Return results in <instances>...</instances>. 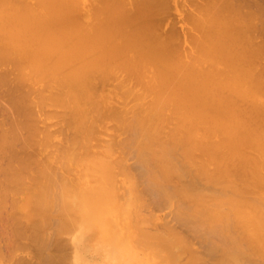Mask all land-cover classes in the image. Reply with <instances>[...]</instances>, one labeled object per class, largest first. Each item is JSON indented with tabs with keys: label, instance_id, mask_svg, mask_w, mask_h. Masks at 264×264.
Listing matches in <instances>:
<instances>
[{
	"label": "bare ground",
	"instance_id": "6f19581e",
	"mask_svg": "<svg viewBox=\"0 0 264 264\" xmlns=\"http://www.w3.org/2000/svg\"><path fill=\"white\" fill-rule=\"evenodd\" d=\"M169 2L0 0V82L10 85L2 83V91L16 92L5 99L9 120L0 122L9 124L0 129V205L21 194L7 199L20 214L7 226L29 239L37 264H78L67 248L59 257L46 252L67 244L62 233L75 219L78 227L96 221L101 237L141 253L125 260L201 264L208 256L213 264H264V0H175L191 26L190 51L181 48ZM163 12L173 15L167 32H160ZM106 84L109 91L99 89ZM48 100L64 108L66 135L59 123L50 132L37 124L48 116ZM54 110L46 112L59 116ZM108 118L107 128L126 136L114 141L110 134L113 140L98 138L107 142L97 145L94 133ZM55 131L67 138L57 142L61 148L50 141ZM53 142L58 154H42ZM116 147L132 153V168L159 203L187 200L175 203V218L204 241V255L171 227L143 228L152 220L140 216L136 180Z\"/></svg>",
	"mask_w": 264,
	"mask_h": 264
},
{
	"label": "rangeland",
	"instance_id": "374dc122",
	"mask_svg": "<svg viewBox=\"0 0 264 264\" xmlns=\"http://www.w3.org/2000/svg\"><path fill=\"white\" fill-rule=\"evenodd\" d=\"M169 1H170L169 2L170 3L169 6H171V4H172V7H171V9L169 7L167 10H169L172 13H174L175 15L177 14L176 16L174 15V17H176V18L178 17L179 19H181L179 16H183V15H180L179 12H182L181 10H183L184 8L182 6H180V5H174L175 4V2H174L175 0H172V2H171V0H169ZM174 6L175 7L177 6L176 8L178 10L181 8L179 10V12H177L175 10L176 8ZM83 11H85V12H83ZM80 12H82L83 18L85 20L89 18L87 16V9L86 8H82L80 10ZM170 12H168L169 13L168 15H167V12L166 13L163 12L160 15H158L159 18H160V16L162 14H163L162 16H164L165 14L167 15V16L165 15L167 17V18H165L166 21H165V19H163L164 17L161 16V18H160V19H163V22L161 24V30H160V32H165L166 30L168 31L169 26L171 25V27H172V25L175 24L177 27H179V32H181L180 33L181 36L183 35V37L180 36V39L182 41L181 40L179 41V42H182V44L179 43V45L181 44V48H183V46H185L184 49L188 46L189 49L187 48V51H190L192 48L189 46V43L188 42L191 41L190 40L191 38L189 39V36L190 35H188L189 33H187V31H186V30H188L187 26L189 27V30H191L190 24L188 22H186V20L185 21L183 20V22H182V19L181 20L178 19L179 20L178 21L176 18L175 19L173 18L174 23L173 24L170 23L168 25V21L169 20H170V22H172L171 19H172V16H173V15H170ZM263 13H264V11H263ZM261 14H262V12H261ZM256 16H258V14ZM259 18L257 17V19H259ZM160 19H159V22H160ZM183 19H185V18H183ZM184 22H185V25L186 26L183 25ZM263 25H264V22H263ZM183 26H184V28L185 27L187 28V29H185V32L187 33L188 38L185 37L187 35H185V32H183L184 30L181 29V28H183ZM166 27H167V29H166ZM177 27H176V29H178ZM158 28H159V25H158ZM192 32H193L194 35L195 34L196 35L198 34L197 31H192ZM178 38H177V40H178ZM186 39H188V42H186ZM184 44H186L187 46L184 45ZM263 59H264V54H263ZM122 74L120 76H122ZM123 76H124V74H123ZM112 81L110 80V83L111 84L113 83ZM130 81H133V80H130ZM130 81H129V83L131 84ZM2 83L3 82H0V122H3L4 121V119H5L4 117H6L9 120V111L6 108V104L7 103H6L5 99L6 98H10L11 96H15V93H16V92L13 93L11 91V89H9V91L7 90L8 92L6 90H3L2 91V89H4V85H5V88H7V87L10 86L8 84V86L6 87L7 82L6 83H3L4 85ZM132 84L135 85L136 83L134 84L132 82ZM99 86H100V84H99ZM135 86L138 87V85H135ZM49 89L46 88V90H49ZM99 89H102V91H109L110 90V85L109 84L108 85L107 84L106 85H101V87H99ZM46 90H44V91L47 93ZM49 92H50V90L48 91V93ZM4 93H7V94L5 95ZM35 99H37V97ZM116 100L114 99L112 101V104H114V105L117 104L116 106L117 107H120L122 105V103H121L122 101L121 100H117L116 101ZM49 101L50 100L46 101V104L47 105H45V106H44V104L42 105L44 107L43 109L40 108V109H42V111H45V113L48 114V116L46 115L47 117L44 118V116H45V114H43L44 112L43 113L40 112V115H38V119H39V117L42 118V115H43L44 121L41 120V121L37 122V124L39 125V127H41L40 128L41 130L43 129L42 131H49L50 132L49 129L52 130V129L56 128L55 130H59V129H57L59 127L58 126V123H59V125L61 124L60 125V127H61V126L66 125L67 122H65L66 124H64V122H63V118L64 119L66 118V114L63 113L64 111L63 112H60L59 111L60 109L63 110L64 108H62L60 105L59 106L58 105L56 106L55 104L52 106V105H50V104H52V102L50 103ZM118 101L119 102L121 101L120 102L121 104L117 103ZM7 106L10 107L9 104H7ZM42 106L39 105L38 107H42ZM40 109H38V110L40 111ZM51 109H53V110L55 109L54 111H56L59 114V116L56 115L54 112H53V116H50L49 115L50 113H47L46 110H48L50 112ZM56 109H58V111ZM38 110H37V113L39 112ZM61 113H63V115ZM54 114H55L56 117L54 116ZM60 114L62 115V117L63 116H65V117H63L62 119H60V117H61ZM51 119L53 121L56 120V121H59V122H57L56 124H53V123H51V121H52ZM64 121H66V120H64ZM102 121H103V123L102 122H101V124L99 123V125L97 127V130L96 131L98 133H96V134L94 133V136H96L97 138L93 136L97 140H98V138H103V139L106 138V140H111V137L110 136H112V135H110V134H113L115 136V138H114L115 140L114 141L120 140L119 139L120 137L123 138V136H126L125 133L123 135V131H122V133H119L120 130L113 129V128H115L114 125H113L114 126L113 128H111V127H108L107 128L106 125L112 124L111 123L112 122L111 119L109 120V118H108V119H104ZM50 123L52 125L48 126ZM66 126L69 128L68 125H66ZM66 126L63 127L65 130L63 128H60V131L62 129L64 130L65 133L62 131L64 133V135L67 134L66 131H67L68 128ZM2 127L3 128H8L9 127V124L5 123L4 125H1V128ZM98 130H100V131L101 130H104L107 134L109 133V135H105V134H103L104 132H102V131L99 132ZM70 131H72V130H70ZM52 134H53V132L51 133V135ZM116 135H117V137H116ZM108 136H109V138H108ZM52 137L54 139L52 138L50 141H52V140L53 141H56V143H55V145L57 144L56 147L59 146V143L62 144L61 142H64V144H65L66 143V140H67V138L64 137L66 140L62 141L64 138L63 137H60V133H58L57 131H55V133L53 134ZM97 140H96V143L97 142L100 143V144H97V145H102V144H104V142H107L106 140H102V139H99L98 141ZM112 140H113V136H112ZM57 142H59V143H57ZM92 142H94L93 139H92ZM55 145H54V142H53V144H51L50 147H49L50 149L49 148H46L47 151H44L42 154H44L46 152L48 153L50 150L53 151V152L52 151L50 152V153H52V155H53V153L55 155L58 154V152H57V148L58 147L57 148H54ZM61 146L62 145H60L59 148H61ZM28 149L33 150L31 148H28ZM123 149H125V148H123ZM123 149L120 148V150H122L120 152L119 147H116V150L114 151L113 154L114 155H117V153H118V155H119V156L117 155L118 157H122L123 159H125L126 168H127L126 170L127 171L129 170V172H131V173H129V172L128 173L129 174H132L134 176L135 180H136V189L139 192V194L141 195V199L138 201L139 204L137 205V209L139 210L140 216L143 217V219H144V217H146L147 219L150 218L152 220V222H149V221L144 220V222H147V223H145L146 225H148L149 223L150 224L148 225L149 227H144L143 226V228H146L147 230H149L151 232H154V231H162V230L166 229L167 227H171L174 231L183 234L187 239L189 238L190 240L189 239L188 240L191 242V244H193V246L196 248V250H198L201 255H204L205 254V243H204V241L198 239L197 236H196V233L194 231H191L188 228H186L184 225L179 224L178 220L175 218V210L177 209L175 207V203L179 204V202H181V200L184 203H187V200L186 199H182L183 196L180 195V196L176 197L175 199L172 198V199L168 200L165 203H159L156 200V198L147 190V184L145 183V179L143 177V173L140 170L137 171V169H139V168H136L135 167L134 169H136V171L132 168L133 166H135L134 165V161H135L134 156L131 155L132 153L131 154L129 153L130 151H128V155H127V148H126V153L124 154V152H123L124 150ZM122 153L124 154V156L122 155ZM125 156H126V158H124ZM128 156H129V158L127 159ZM3 162H4V160H2L1 163H3ZM1 163H0V165H1ZM0 167H2V165ZM62 171H63V168H60L59 167V168L56 169V173H61ZM140 174H142V176ZM121 178H122V174L119 175V172H118L117 173V176H116L117 182H118V180L120 181ZM235 182H236V184L239 183L238 181H235ZM208 183L209 182H206V181H200V182H198V185H200L202 187H205L206 190L209 191V192H211V193H215L217 195H220L215 190V188H218V187H213V184H208ZM214 185L217 186L219 184H214ZM1 190H2V188H1ZM217 190H219V189H217ZM257 193H259V192L257 191ZM247 194L248 193H243L242 195L245 196V197H247ZM12 195H13V197L14 196L16 197L15 200L16 199L18 200V198L20 199V197H21L20 196L21 195L20 193H16V194L14 193ZM12 195L10 194V197H8V198L6 197L8 199V202L9 203H10V200L9 199H11ZM7 199H3L6 202L5 203L3 202L2 204H5V205L8 204ZM12 199H14V198H12ZM12 199H11V201H12ZM5 205H0V208L6 207V206L9 207V205H10V207H9L10 210H9L8 207H7L8 210H6V209H0V211L1 210L3 211V213L1 211V214H0L1 219L3 218L2 219V222L0 220V223L2 224L3 222H5V224H6V226H5V224L0 225V226H2V227H0V264H18V262L20 264H23L22 262H24V264H29L30 261L32 262V260H33V263H31V264H37V262L34 260V258L36 256V255H33V251L34 250L32 249V247L27 248L29 246V244H28L29 243V239L28 240H25L24 238L18 237V235L14 234L12 231H10L11 228L9 230V227H11V226L10 225H9V227L7 226L8 224H11L12 225V221L13 220L16 223L19 220V218H20V214L17 211H12L13 209H11V204L6 205V206ZM6 211H8V214L14 216V217L11 216L12 217L11 218V223L9 222V220H10L9 217L10 216L9 217L7 216V212ZM22 219L25 220L24 216L22 217ZM76 221L77 220L75 219V222L71 226V229H69V230H71L70 232L68 230V231H66L67 233L66 232L65 233H62V235L64 234L63 236H66L63 239H65V240L68 241L67 244H65L64 247H62V248H57V249L55 248V250H54V248H50V250L47 249V251H46L47 253L51 254L53 257H59L62 254V252L66 251V248H67V251L68 252L71 250L69 253L67 252L69 259L71 257V260L73 262H75L73 259L74 258H77L76 262L78 264H87V263L88 264H142L141 263L142 260H136V261L135 260H125V258H128V256H139L140 259H142L141 253L137 249L134 250V251H132L128 247L120 246L119 244H122V243L119 242V241H116L115 240V237H111L110 238L108 236L107 239L109 240V242H107L108 240H106L105 238H103V237L100 236L99 230L101 231V229L103 230V228H102L101 225H98L96 223V221H93V220L84 221L83 223H81L82 224V227H78L79 225L76 224ZM24 224H25V222H24ZM95 225L99 228V230L97 229V227H95ZM3 226H5V228H4L5 230H3ZM74 226H76L75 227L76 229L74 228ZM182 226H184L185 229ZM187 231H189V232H187ZM101 232H102L103 236L105 237V232H103V231H101ZM62 235L60 236L61 239L63 237ZM75 236H77V240L74 239ZM62 242H64V240ZM66 245L68 247H65ZM31 255L33 256V258H32ZM56 255H59V256H56ZM185 260H187V258H186L185 255H183L182 258H181V262H184ZM37 261H38V263L39 262L41 263V261H39V260H37ZM247 262H251L252 264H254L255 262H258L257 264H260L259 263L260 260L257 261V259H256V261H253V260H249L248 261L247 260ZM247 262L244 261V264H246ZM66 264H68V263H66ZM199 264H200V261H199ZM201 264H213V260H212V258L206 256V259L203 260V262H201ZM248 264H250V263H248ZM261 264H262V262H261Z\"/></svg>",
	"mask_w": 264,
	"mask_h": 264
}]
</instances>
